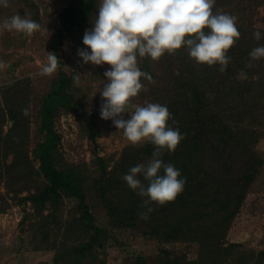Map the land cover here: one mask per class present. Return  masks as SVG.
<instances>
[{"label": "trees", "instance_id": "1", "mask_svg": "<svg viewBox=\"0 0 264 264\" xmlns=\"http://www.w3.org/2000/svg\"><path fill=\"white\" fill-rule=\"evenodd\" d=\"M99 1L67 0V6L59 13L60 28L50 49L57 55L61 68L52 79L50 90L41 96L37 118L39 138L35 148H30L31 118L24 115L22 103V99L28 97L30 83L26 82L25 92L12 86L0 93V186L4 184L7 193H13L14 204L32 205L33 217L38 222L31 228L37 225L43 231L63 228L65 222L60 214L65 195L77 201L79 215L76 219L82 225L84 241L70 248L74 252L83 254L104 249L111 240V229L97 223L88 203L89 192L95 188L100 200L115 199V203L108 202L106 208L108 223L114 228H137L165 244L201 243L209 255L222 257L221 264H264L263 252L223 242L263 166L262 158L254 149L259 134L242 124L252 109L251 97L242 92L250 83L246 78L242 80V75L248 72L249 76L250 70L240 54L250 52L240 48L244 45H236L250 30L245 22L242 23L246 21L244 11L256 1L248 5L250 0H239L236 4L240 11L241 23L239 18L236 22L240 37L227 53L230 62L223 73L219 71V64H197L189 53L184 56L187 48L171 55L166 53L157 61L137 54L138 67L149 73L154 81L142 77L144 88L146 84L163 86L161 97L154 98V103L167 106L172 117L169 126L178 129L184 137L175 152H165L162 156L164 163L173 164L180 170L181 178H186L184 190L174 202L163 206L152 203L150 206L154 210L146 220L140 218V212L146 211L142 208L145 198L132 190L123 177L131 167L146 164L151 159L153 144L125 148L111 170L105 159L100 158L98 162L104 172H99L95 182L83 169L66 166L60 161L63 157L61 135L56 126L60 114L78 113L77 118L83 122L81 127L91 142L95 143L99 134L100 114L89 112L74 94L73 78L79 76L80 80L81 62L66 70L68 57L64 52L67 42H75L78 33L85 35L89 30ZM224 1L215 0L214 13L225 5ZM249 50L252 49L249 47ZM12 122L14 125L5 131V126ZM139 178L147 184L142 175ZM33 180L35 183L31 186ZM26 191L28 195L22 197ZM0 197L2 212L10 205L5 197ZM148 260L138 257L136 264H149ZM161 264L180 263H172L171 257Z\"/></svg>", "mask_w": 264, "mask_h": 264}, {"label": "rangeland", "instance_id": "2", "mask_svg": "<svg viewBox=\"0 0 264 264\" xmlns=\"http://www.w3.org/2000/svg\"><path fill=\"white\" fill-rule=\"evenodd\" d=\"M253 1L256 2L251 3ZM262 1L264 0H259V2L250 0L248 5L251 4L244 11L246 21L243 20L242 23L245 22L250 30L245 32L241 42L236 45H244L240 48L249 52L264 43V2ZM237 2L239 0H225V5L222 4L218 9L234 16L237 22L240 14ZM100 3L101 0L98 7ZM66 6L67 0H9V7L0 6V21L19 14L27 15L41 26L40 30L31 36L0 30V93L12 86H18L19 90H24V87L28 85L26 82L30 83L31 89L26 92L28 97L23 98L22 103L23 108L24 106L28 108V115L31 118L29 135L31 149L35 148L36 140L39 138L37 118L42 93L50 90L51 81L57 75L61 64H58L57 71L51 76H39L37 73L47 63L48 52L52 53L50 45L60 28L59 13ZM98 15L99 8L95 10L90 19L89 30L94 26L93 22ZM257 31L261 33L260 40L254 38L253 34ZM83 38L84 35L78 33L75 42L65 44L64 52L68 57L65 64L68 70L72 64L81 62L82 76L78 84L75 82L74 94L89 112L100 114V119L97 120L99 134L95 143L91 142L86 136V131L81 127L82 120H79L78 113L74 112L60 114L56 126L61 135L60 151L63 157L60 161L66 166L83 169L87 177L95 182L99 174L104 172L98 160L105 159L109 166L108 170H111L119 161L123 150L132 144L124 137L123 130L114 126L112 120L101 118V105L104 103V98L100 91L103 84L107 82L104 73L110 70L111 66L83 64L77 50L86 49L89 53L91 52V49H87L83 44ZM187 53L186 50L184 56ZM249 54H240L246 65L249 62L252 64V67H247L250 70L249 76L248 72L242 75L244 76L242 80L246 78L250 82L242 92L251 97L252 109L251 114L242 124L246 129L258 132L259 137L254 149L262 158L263 166L223 242L226 245L241 244L245 250L264 253V111H262V106H264V58L251 60ZM162 90V85L146 84L138 96L133 98V102L140 106L154 103V98L161 97ZM122 115L125 120L130 119L128 113ZM10 125L13 126L14 122L7 124L5 131H8ZM34 183L33 180L31 186H34ZM92 189L88 195L91 212L98 224L109 226L111 240L109 246L104 249L98 248L82 254V252H74L70 249L72 246H80L84 241L82 225L76 219L79 215L77 201L65 195L61 201L60 214L63 215L62 219L65 222L63 228H48L43 231L37 228V225L31 228L32 224L38 222L37 218L33 217L32 205L30 203L14 204L13 193H7L4 184L0 186V196L5 197L10 205L5 211L0 212V264H136L138 257L149 259V264H161L171 257L172 263L221 264L222 257L218 254L209 255L207 248L201 243L190 241L165 244L145 235L144 231L137 228H114L110 222L108 223L106 208L108 202L114 201L115 203V199L102 201L97 195L98 191L95 188ZM27 195V191L21 194L22 197ZM0 205H2L1 197ZM48 211L45 214H48ZM26 219L27 221L24 222ZM143 228H145L144 225Z\"/></svg>", "mask_w": 264, "mask_h": 264}, {"label": "clouds", "instance_id": "3", "mask_svg": "<svg viewBox=\"0 0 264 264\" xmlns=\"http://www.w3.org/2000/svg\"><path fill=\"white\" fill-rule=\"evenodd\" d=\"M0 6L9 7V0H0ZM215 0H101L99 15L94 26L86 30L83 44L87 49L78 51L83 64L111 66L104 75L107 82L100 91L104 98L101 118L112 120L124 137L133 145L153 144L154 151L146 164L131 167L123 179L141 197H144L141 219H148L156 203L163 206L174 202L183 192L186 178L171 163H164L165 152H175L183 140L178 129L169 126L172 118L167 106L148 103L140 106L133 102L144 84L141 78L154 82L152 76L140 70L139 57L153 61L163 55L175 54L187 48L197 64L220 65L225 72L230 62L227 55L240 37L236 18L220 10L213 11ZM40 24L19 14L0 21V30L14 31L31 36L40 30ZM254 38L261 39L255 32ZM251 60L264 58V46L250 52ZM246 67H252L249 62ZM58 57L48 52L47 63L37 73L51 76L57 71ZM74 81L79 83V76ZM29 114L28 108L23 110ZM128 113L130 119L123 115ZM143 176L145 185L140 176Z\"/></svg>", "mask_w": 264, "mask_h": 264}, {"label": "water", "instance_id": "4", "mask_svg": "<svg viewBox=\"0 0 264 264\" xmlns=\"http://www.w3.org/2000/svg\"><path fill=\"white\" fill-rule=\"evenodd\" d=\"M11 69H12V71H14V70H13V67H12Z\"/></svg>", "mask_w": 264, "mask_h": 264}]
</instances>
